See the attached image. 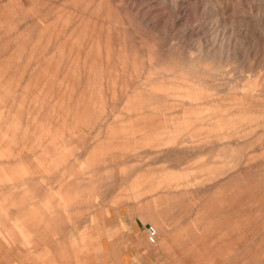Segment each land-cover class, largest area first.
<instances>
[{"label": "rangeland", "instance_id": "obj_1", "mask_svg": "<svg viewBox=\"0 0 264 264\" xmlns=\"http://www.w3.org/2000/svg\"><path fill=\"white\" fill-rule=\"evenodd\" d=\"M0 264H264V0H0Z\"/></svg>", "mask_w": 264, "mask_h": 264}, {"label": "built area", "instance_id": "obj_2", "mask_svg": "<svg viewBox=\"0 0 264 264\" xmlns=\"http://www.w3.org/2000/svg\"><path fill=\"white\" fill-rule=\"evenodd\" d=\"M146 234H147V240L150 243H154L156 241L157 229L154 225H152V224L147 225Z\"/></svg>", "mask_w": 264, "mask_h": 264}, {"label": "bare ground", "instance_id": "obj_3", "mask_svg": "<svg viewBox=\"0 0 264 264\" xmlns=\"http://www.w3.org/2000/svg\"><path fill=\"white\" fill-rule=\"evenodd\" d=\"M156 227V226H155ZM157 229V228H156ZM157 231H158V229H157Z\"/></svg>", "mask_w": 264, "mask_h": 264}]
</instances>
